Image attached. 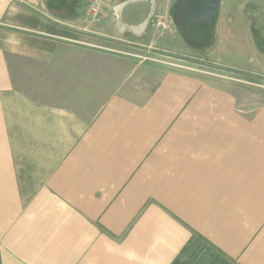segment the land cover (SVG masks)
<instances>
[{
    "label": "crops",
    "instance_id": "0c3cea01",
    "mask_svg": "<svg viewBox=\"0 0 264 264\" xmlns=\"http://www.w3.org/2000/svg\"><path fill=\"white\" fill-rule=\"evenodd\" d=\"M122 1L0 0V264H264V95L134 68L192 47ZM207 51L264 75V0H222Z\"/></svg>",
    "mask_w": 264,
    "mask_h": 264
},
{
    "label": "rangeland",
    "instance_id": "374dc122",
    "mask_svg": "<svg viewBox=\"0 0 264 264\" xmlns=\"http://www.w3.org/2000/svg\"><path fill=\"white\" fill-rule=\"evenodd\" d=\"M94 1H95L94 4L98 5L97 6L98 11H97V14L96 13L95 14L99 15L101 14V7H99V0H94ZM109 1H110L109 2L110 6L108 10L110 11V15L112 16L115 14V8H116L115 4L118 3L120 0H109ZM123 1H126V0H123ZM157 1L160 4V7L155 8L154 14H160L164 16V17H161L160 19L163 20L165 22V25L168 27V24L170 23L168 19L169 18L171 19L170 15L173 11L175 0H157ZM151 24L154 27V30L155 32H157V34H160V33L163 34L166 32L173 33V34L178 33L174 26H171V30L169 31L168 29H166V27H164L163 29L161 28L157 29L156 23H154V16L152 17ZM158 26H161V25H158ZM176 38H177L176 40H178L179 42H183L179 35H177ZM168 40H171V36L167 33L163 37V40L161 41V43L164 46L157 45L156 46L157 50L153 48L150 49L143 45H140V46L137 45L135 46V49H128L127 52L129 53L128 55H125V56L127 57L128 61H133L134 64H131V65H133L134 68L141 66L142 71L150 68L151 72H154L157 70L156 73H158L159 70L164 69L165 66H170L177 70L188 71L194 74L203 75V77H205V79H207L210 83H213L216 85H222L226 87H228L227 84L244 85L250 88L251 90L255 91L256 93L264 95V75H260L259 73L241 71V70L234 71V70L224 69L222 67L218 68V66L214 64L212 65V63L209 62V59H208L209 57L207 56V52H208L207 50L200 51V49L199 50H195L191 48L186 49V48H189L188 46H184L185 49L182 48V49L174 50V54L171 53L169 56L168 50H166V52H162L159 50V48L164 49V47L165 49H168V46L174 47L175 45L174 40L172 41H168ZM157 43L159 44V42ZM203 53L205 54V56L201 58ZM178 54H183L184 58L187 59L189 62L183 63V61H179ZM192 61L199 62L202 65L192 63ZM187 66L188 67L191 66V67L189 69L183 68ZM210 66H216L218 69L216 68L214 69V67L211 68ZM152 69H155V70H152ZM249 77L253 79H250ZM153 78H154V75H147L146 79H144L142 76L141 83L143 84V82L146 81L145 87L148 88L149 85L153 82Z\"/></svg>",
    "mask_w": 264,
    "mask_h": 264
},
{
    "label": "water",
    "instance_id": "95a60500",
    "mask_svg": "<svg viewBox=\"0 0 264 264\" xmlns=\"http://www.w3.org/2000/svg\"><path fill=\"white\" fill-rule=\"evenodd\" d=\"M222 0H175L171 21L186 44L193 47L211 45ZM155 0H126L117 7L119 22L134 14L142 29L154 15ZM135 20V21H136Z\"/></svg>",
    "mask_w": 264,
    "mask_h": 264
},
{
    "label": "built area",
    "instance_id": "2783aa9c",
    "mask_svg": "<svg viewBox=\"0 0 264 264\" xmlns=\"http://www.w3.org/2000/svg\"><path fill=\"white\" fill-rule=\"evenodd\" d=\"M18 2L20 3H24V4H27V5H30L32 9H35V8H38L37 4L35 3L36 0H17ZM157 12V11H156ZM154 23H156V28H161L163 29L164 27H166V29L171 30V26H174L171 19L169 18V24H168V27L165 25V22L163 20H161L160 18L161 17H164L160 14H154ZM158 25H161V26H158Z\"/></svg>",
    "mask_w": 264,
    "mask_h": 264
},
{
    "label": "trees",
    "instance_id": "16d2710c",
    "mask_svg": "<svg viewBox=\"0 0 264 264\" xmlns=\"http://www.w3.org/2000/svg\"><path fill=\"white\" fill-rule=\"evenodd\" d=\"M212 45H213V44H211V45H206V46H203V47H193V46H190V47H192V49H195V50H199V49H200V51H202V50L206 51V50H208ZM201 53H202V52H201ZM204 56H205V54L203 53L202 56H201V58H203ZM201 58H200V59H201ZM190 62H191V61H190ZM192 63L202 65L201 63H199V62H195V61H192ZM249 78H250V77H249ZM250 79H253V78H250ZM250 79H248V80H250Z\"/></svg>",
    "mask_w": 264,
    "mask_h": 264
}]
</instances>
